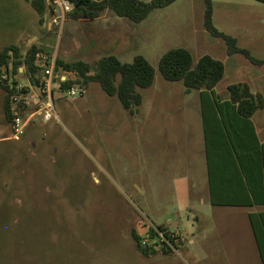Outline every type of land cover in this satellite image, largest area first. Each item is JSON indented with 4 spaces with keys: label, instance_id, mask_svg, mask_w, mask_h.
Returning a JSON list of instances; mask_svg holds the SVG:
<instances>
[{
    "label": "rangeland",
    "instance_id": "obj_1",
    "mask_svg": "<svg viewBox=\"0 0 264 264\" xmlns=\"http://www.w3.org/2000/svg\"><path fill=\"white\" fill-rule=\"evenodd\" d=\"M212 3L214 26L264 60V2ZM49 23L45 31L23 0H0V51L10 44L23 50L38 44L64 61L91 64L106 53L123 63L141 55L155 68V82L140 91L142 104L132 112L98 83L78 99L55 90L58 118L45 122L35 115L17 140L10 139L0 89V264H256L253 244L240 235L242 217L221 219L217 228L208 213L190 211L194 199L180 195V181L191 172L185 165L192 154L185 152L203 132L190 104L194 96L184 93L181 82L166 81L158 63L176 48L188 49L195 62L204 55L221 61L225 75L215 89L218 100L238 83L264 94V66L227 54L225 42L204 28L203 0H177L141 23L69 17L61 35ZM15 80L29 85L25 75ZM201 110L199 105L200 119ZM158 227L186 243L178 239L165 255L159 245L156 255L145 258L132 232L153 245L160 241L149 233L160 232ZM219 234L231 260L209 252L219 246Z\"/></svg>",
    "mask_w": 264,
    "mask_h": 264
},
{
    "label": "trees",
    "instance_id": "obj_2",
    "mask_svg": "<svg viewBox=\"0 0 264 264\" xmlns=\"http://www.w3.org/2000/svg\"><path fill=\"white\" fill-rule=\"evenodd\" d=\"M28 3L38 16L40 26L48 29L47 21L51 18V6L47 0H23ZM73 6V12L69 17L75 20L94 21L106 12L111 13L117 18L126 19L133 23H141L157 9H163L177 0H152L142 2L141 0H69ZM264 2V0H261ZM204 3V28L215 38L223 40L227 46L229 56L243 55L250 63L255 66L263 67L264 60L253 58L247 50L238 47L237 39L219 31L213 24V3L212 0H203ZM44 53L48 56L52 52H47L44 47L33 44L26 50L21 49L15 44H10L0 51V89L4 92V115L5 120L12 126L13 111L12 101L14 97L27 93L25 89L19 91V84L15 80L16 76L25 75L31 85L37 87L40 84L41 66L37 55ZM23 69V73H20ZM158 71L168 82H181L186 93L198 91L201 93V102L206 127V110L209 107V97H214V107L224 118L223 109L231 107L236 110L237 115L246 121L248 130L254 140L257 138L251 126V118L258 111L264 108V97L261 94L252 92L250 86L245 83L232 84L228 86V99L221 103L216 98L215 88L223 80L225 75L224 64L210 55L200 57L196 62L192 53L185 48H176L166 52L158 63ZM55 72L58 74H70L66 81L60 82V91L64 92L73 86L86 87L90 83H98L105 94L109 97H117L124 109L132 110L141 106L143 98L141 90L151 88L155 82V68L143 56L138 55L132 63H123L111 53H106L94 63L81 60L64 61L56 57ZM32 112V110H30ZM26 111L22 109L21 115ZM225 124V123H224ZM207 131V130H206ZM259 161L256 169L262 173V189L264 192V144L258 142ZM248 186L253 191L252 179L248 177ZM213 204L219 205L212 197ZM264 206V194L256 197L252 193V200L238 204L239 206L251 205ZM251 223L254 234L257 238L259 249L264 262V248L260 233L264 238V213L258 216H251ZM168 238L169 233L166 229L158 227ZM174 238H168L171 246L176 245L179 239L174 233ZM156 230H151L149 237L151 240L157 239ZM137 251L145 258L157 254V249L161 245V252L168 254L172 248L166 242H154L153 245L143 246L142 237L137 231L132 232ZM161 243V244H160Z\"/></svg>",
    "mask_w": 264,
    "mask_h": 264
},
{
    "label": "crops",
    "instance_id": "obj_3",
    "mask_svg": "<svg viewBox=\"0 0 264 264\" xmlns=\"http://www.w3.org/2000/svg\"><path fill=\"white\" fill-rule=\"evenodd\" d=\"M106 19L115 22L119 21V18L109 12H106L98 20L104 21ZM167 91L169 92V90ZM193 92L186 93L184 90L186 95L194 96L190 104L195 107L198 126L202 128L199 129L200 132H203V137H199L196 143H192V151L191 148H187L185 152L186 157H190L192 154V158L185 165L186 169L191 172L180 181V195L186 197L188 202L190 198L194 199L190 211L197 213L198 216L207 215L206 213H208V215L213 217L217 228L221 219L242 217L245 221V227L241 228L240 235L245 243L253 244L257 252L258 261L256 264H264L250 219L251 216L263 214L264 206L261 204L251 206L238 205L252 200V193L256 197H262L264 194L262 173L256 169L259 161L258 142L264 144V139L261 137L264 130V108L258 110L251 118V126L254 129L256 141L248 130L247 122L237 115L235 109L225 107L223 109L224 118L222 117L220 112L214 107V97H209L207 102L209 107L206 110L207 128L205 129L201 93L195 91L196 94L193 95ZM261 95L264 97V94ZM227 99L228 95L226 98L221 99L220 102L223 103ZM199 105H201L202 109L201 119L198 113ZM180 148L183 147L180 146ZM179 167L184 168V165ZM248 177L252 179L254 192L248 189ZM213 196L219 205L213 204ZM219 237V246H210L209 252L212 255H224L227 260H231L230 246L223 240V235L219 234ZM260 237L264 248V238L261 233ZM178 238L182 241V244L186 243L184 237L179 236Z\"/></svg>",
    "mask_w": 264,
    "mask_h": 264
},
{
    "label": "built area",
    "instance_id": "obj_4",
    "mask_svg": "<svg viewBox=\"0 0 264 264\" xmlns=\"http://www.w3.org/2000/svg\"><path fill=\"white\" fill-rule=\"evenodd\" d=\"M47 2L51 6L50 27L53 26L59 32V35H61L69 15L73 12L74 6L69 0H47ZM37 58L41 66L44 67V70L41 71L39 86L35 87L30 83L25 87L19 85V91L25 89L27 93L14 97L12 101L14 115L11 126L13 134L10 138L12 140H17L24 133L26 127L35 115L43 116L45 122L58 118L55 112L53 93L55 90L60 91V82H64L71 77L70 74H58L55 72V55L48 56L44 53H39ZM63 93H66L71 99H78L84 96L85 88L82 86H73ZM30 95H32L31 99L29 98ZM30 106H34L35 108H31ZM22 109L25 111L35 110L27 115L26 113L21 115ZM157 233V240L166 242L171 246L168 238H174V234L169 233L167 238L164 232L157 231ZM142 245L150 246L148 240H143Z\"/></svg>",
    "mask_w": 264,
    "mask_h": 264
},
{
    "label": "water",
    "instance_id": "obj_5",
    "mask_svg": "<svg viewBox=\"0 0 264 264\" xmlns=\"http://www.w3.org/2000/svg\"><path fill=\"white\" fill-rule=\"evenodd\" d=\"M95 1H98V0H95Z\"/></svg>",
    "mask_w": 264,
    "mask_h": 264
}]
</instances>
